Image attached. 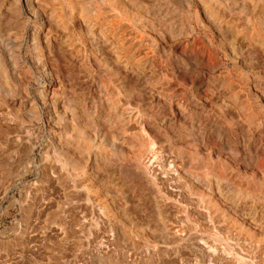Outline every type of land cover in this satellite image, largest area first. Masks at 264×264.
Masks as SVG:
<instances>
[{"label": "rangeland", "instance_id": "374dc122", "mask_svg": "<svg viewBox=\"0 0 264 264\" xmlns=\"http://www.w3.org/2000/svg\"><path fill=\"white\" fill-rule=\"evenodd\" d=\"M230 263L264 264V0H0V264Z\"/></svg>", "mask_w": 264, "mask_h": 264}, {"label": "bare ground", "instance_id": "6f19581e", "mask_svg": "<svg viewBox=\"0 0 264 264\" xmlns=\"http://www.w3.org/2000/svg\"><path fill=\"white\" fill-rule=\"evenodd\" d=\"M121 10V9H120ZM120 12V11H119ZM120 14V13H119ZM129 19V18H128ZM131 19V18H130ZM206 92V91H205ZM209 107V106H208ZM154 141V140H153ZM150 138H146L145 140H143V145L142 147L138 148L136 151L132 152L131 154V157L133 159H135L137 162H139L140 164H143L145 162V158L147 157L148 159V156H147V153H148V149L149 148H152L150 146H152L153 144H155ZM210 143V142H209ZM209 146V144H208ZM145 164V163H144ZM142 166V165H141ZM211 173L214 175L215 173H217V169H211ZM149 171V170H148ZM210 171V170H209ZM151 173V172H150ZM228 252V250H227ZM230 264H233V263H230ZM237 264V263H236Z\"/></svg>", "mask_w": 264, "mask_h": 264}]
</instances>
